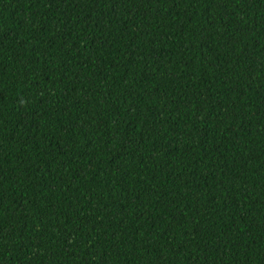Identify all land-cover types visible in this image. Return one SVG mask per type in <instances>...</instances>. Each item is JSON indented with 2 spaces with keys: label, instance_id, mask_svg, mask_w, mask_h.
<instances>
[{
  "label": "trees",
  "instance_id": "obj_1",
  "mask_svg": "<svg viewBox=\"0 0 264 264\" xmlns=\"http://www.w3.org/2000/svg\"><path fill=\"white\" fill-rule=\"evenodd\" d=\"M0 264H264V0H0Z\"/></svg>",
  "mask_w": 264,
  "mask_h": 264
}]
</instances>
